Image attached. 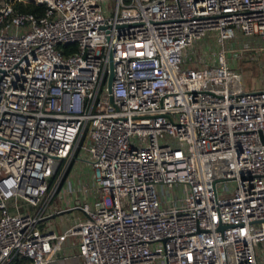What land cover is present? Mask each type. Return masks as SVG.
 <instances>
[{
	"label": "built area",
	"instance_id": "1",
	"mask_svg": "<svg viewBox=\"0 0 264 264\" xmlns=\"http://www.w3.org/2000/svg\"><path fill=\"white\" fill-rule=\"evenodd\" d=\"M210 33L264 0H0V264H264V92Z\"/></svg>",
	"mask_w": 264,
	"mask_h": 264
},
{
	"label": "rangeland",
	"instance_id": "2",
	"mask_svg": "<svg viewBox=\"0 0 264 264\" xmlns=\"http://www.w3.org/2000/svg\"><path fill=\"white\" fill-rule=\"evenodd\" d=\"M128 1L129 0H124L125 3H128ZM99 5L101 4L99 3ZM106 8L110 11L111 9L114 10V3H108ZM253 39L252 46L246 42L248 39L246 40L242 37V35H238L236 39L226 41L221 44L217 42L216 35L214 33H210L205 38L197 42L187 53V59L191 65L197 66L201 60L214 57L221 51H228L225 55L226 61L228 62L229 58L234 59L235 67L240 69L243 76L245 89L251 91L254 87L255 90H261L264 87V42L260 41L258 38ZM249 46H251L252 50L248 48ZM229 51H233V53H229ZM78 164L81 168L84 167V163L81 164L78 162ZM174 195L175 193L173 190H170L167 193L169 198L174 197ZM55 199L59 198L56 196ZM68 217L75 219L77 217H82V214L79 211H75L68 214ZM65 218L66 217L62 215L50 221L51 226L55 228L56 232L59 233L65 228ZM77 261H74L71 264H81L79 259H77ZM50 264H68V262L61 260L60 263L54 261Z\"/></svg>",
	"mask_w": 264,
	"mask_h": 264
},
{
	"label": "trees",
	"instance_id": "3",
	"mask_svg": "<svg viewBox=\"0 0 264 264\" xmlns=\"http://www.w3.org/2000/svg\"><path fill=\"white\" fill-rule=\"evenodd\" d=\"M16 7L24 13H29L36 16L42 15L44 13V6L36 5L34 3H27L25 5L17 4Z\"/></svg>",
	"mask_w": 264,
	"mask_h": 264
},
{
	"label": "water",
	"instance_id": "4",
	"mask_svg": "<svg viewBox=\"0 0 264 264\" xmlns=\"http://www.w3.org/2000/svg\"><path fill=\"white\" fill-rule=\"evenodd\" d=\"M239 71H240V69H239ZM112 80H113V64H112V60H111V57H110V59H109V76H108V80H107V91H108L109 94L111 93ZM241 85H242V93H241V95H245L247 93L264 92L263 90H256L254 92H246L245 85H244V82H243V76H242V79H241ZM53 218H55V217H52L51 219H53Z\"/></svg>",
	"mask_w": 264,
	"mask_h": 264
},
{
	"label": "crops",
	"instance_id": "5",
	"mask_svg": "<svg viewBox=\"0 0 264 264\" xmlns=\"http://www.w3.org/2000/svg\"><path fill=\"white\" fill-rule=\"evenodd\" d=\"M246 39V38H245ZM247 40V39H246ZM254 39H248L246 42L249 44V45H251L252 46V41H253ZM245 42V41H244ZM251 46H249L248 48H250L251 50H252V48H251ZM264 88V87H263ZM255 88L253 87V90H254ZM77 259L78 258H75V257H72V258H70V259H67V258H64V259H60V260H58L57 262H59L60 263V261L62 260V261H66V262H68V264H71L72 262H74V261H77ZM80 261V260H79ZM78 262V261H77ZM79 263V262H78Z\"/></svg>",
	"mask_w": 264,
	"mask_h": 264
},
{
	"label": "bare ground",
	"instance_id": "6",
	"mask_svg": "<svg viewBox=\"0 0 264 264\" xmlns=\"http://www.w3.org/2000/svg\"><path fill=\"white\" fill-rule=\"evenodd\" d=\"M30 1H33V0H30Z\"/></svg>",
	"mask_w": 264,
	"mask_h": 264
}]
</instances>
